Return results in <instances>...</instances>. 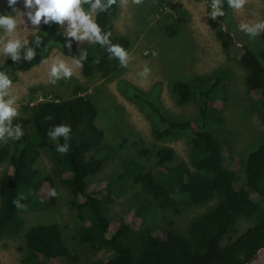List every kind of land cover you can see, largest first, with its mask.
I'll use <instances>...</instances> for the list:
<instances>
[{
  "label": "trees",
  "instance_id": "1",
  "mask_svg": "<svg viewBox=\"0 0 264 264\" xmlns=\"http://www.w3.org/2000/svg\"><path fill=\"white\" fill-rule=\"evenodd\" d=\"M119 8L118 0L107 14H99L98 23L111 31L113 43L128 51L131 45L129 38L113 30V18ZM230 10L224 4L225 14ZM6 12L0 7V13ZM184 19L180 17L165 26L168 36H173L181 28ZM210 22L223 50L234 54L245 69L244 84L251 94L253 110L264 124V32L260 33L259 47L254 49L245 43L237 45L232 31L217 19L211 18ZM39 30L45 32L44 40L32 61H26L21 54L18 61L6 57L0 62V67L5 70L16 66L29 70L41 64V59L47 58L53 48L69 57L78 56L82 48H87L89 57L82 66L85 76L97 72L109 74L118 62L98 45L87 42L72 41V51L64 48V40L57 35L54 23L44 25L42 22ZM49 40L54 43L45 52L44 47ZM31 43L32 37L29 39ZM229 81L230 73L220 69L190 81L176 79L172 82L171 92L178 103L193 100L199 103L198 118H170L152 101H146L164 126L155 129L158 139L179 137L191 131L190 165L180 162L169 166L174 150L162 146L154 152L156 164L153 168L146 169L134 158L120 157L116 171L101 185L92 187L89 178L99 172L115 153L113 147L105 144V133L96 124L98 107L95 102L84 87L79 86L66 98L56 93L48 97V93H43L44 99L30 100L25 108L31 112L32 131L17 141L0 143V164L8 161L9 165L8 172L0 178V241L23 235L24 244L19 249L24 253L20 264L72 262L59 225L38 222L25 228L24 215L27 212L47 208L56 199V196L49 195L54 189L52 179L36 167L40 150L49 148L55 169L70 191L72 207L81 222L77 233L79 242L98 254L97 264L249 262L264 247V142L249 149L246 155L239 156L245 177L242 185L237 186V170L224 164L225 141L216 134L223 118L212 106L216 100L227 99L224 91H227ZM35 89L42 90V87L32 90ZM61 123L71 126L66 154L55 152V146L64 142L62 138L51 140L46 135L52 126ZM140 151L149 152L146 148H140ZM133 183L141 187L140 193L133 198V212L127 215L126 220L121 219L117 226H112L109 214L111 204ZM43 191H47L48 195H41ZM20 194L26 197L20 201L26 205L23 210L16 209L12 204V200ZM214 198L216 203L195 217L188 224L185 234L170 225L158 229L150 215L152 206L179 213L186 206L204 204ZM137 219L143 222L138 227L134 225ZM242 220L252 223L239 232Z\"/></svg>",
  "mask_w": 264,
  "mask_h": 264
},
{
  "label": "rangeland",
  "instance_id": "2",
  "mask_svg": "<svg viewBox=\"0 0 264 264\" xmlns=\"http://www.w3.org/2000/svg\"><path fill=\"white\" fill-rule=\"evenodd\" d=\"M0 7L7 13L11 12L6 0H0ZM16 7L23 10V0H18ZM208 12V0H140V3L126 0L113 18V30L116 34L129 38L130 61L127 67H121L117 62L109 74L97 72L92 76H85L80 68L71 78L51 84L48 82V67L51 61L49 64L33 66L29 70L16 66L7 67L5 70L9 72L13 81L12 94L18 97V116L12 118V126L19 125L24 133H30L31 112L25 108L30 100L44 99L43 93H48V97L56 93L66 98L73 93L75 87H84L98 107L96 124L105 133L104 142L115 149L114 157L106 161L102 169L89 178L91 187L99 183L101 185L116 171L120 157L134 158L146 169L153 168L156 164L154 152L162 146L174 150V157L168 163L169 166L180 162L190 165L191 131H186L179 137L158 139L155 129L164 126L146 101H152L170 118H198L199 103L195 100L184 104L178 103L171 92L172 82L176 79L190 81L196 76L216 70H227L230 73L227 91H224L227 99L216 100L212 106L223 118V123L218 125L216 134L225 141L224 164L237 170L236 185H242L245 176L240 167L239 156L246 155L249 149L264 142V124L258 113L253 110L251 94L244 84L245 69L238 63L234 54H227L223 50L210 22L211 18L207 16ZM263 14L264 0H247L242 10L231 9L216 19L226 29L232 31L237 45L245 43L255 49L259 47L260 34L249 39L238 30L237 25L241 20L255 22L262 19ZM180 17L185 18L181 28L173 36H168L164 30L165 26ZM27 26L31 30L32 26L30 24ZM27 31L21 25L18 35L26 36ZM30 38L31 36L28 37ZM153 52L156 53L155 56L152 55ZM50 54L62 53L56 48V52ZM4 59L6 57L0 55V62ZM145 66L149 68V73L142 78L138 73ZM37 87H42V90H32ZM257 93L253 95L254 98L257 97ZM140 148H146L149 152L141 153ZM36 167L43 175L52 179L53 190L57 194L53 205L41 210H30L24 215L25 228L38 222L56 223L61 228L64 242L68 247L72 261L70 264H97L98 254L79 242L77 233L81 222L76 209L72 207L70 191L55 169L49 148L40 150ZM8 170V161L1 163L0 178ZM140 191V185L133 183L132 187L127 186L124 194L115 198L109 210L112 226H117L121 219L126 220L127 215L132 214L133 198ZM41 195L47 196L48 192L43 191ZM216 201L214 198L204 204L189 205L179 213L171 210L162 211L152 206L150 215L158 229L170 225L185 234L188 224L206 212ZM135 221L136 227L143 224L141 219ZM251 223L250 220L240 221L239 232ZM23 244V235L0 241V264H20L24 251L19 247Z\"/></svg>",
  "mask_w": 264,
  "mask_h": 264
},
{
  "label": "clouds",
  "instance_id": "3",
  "mask_svg": "<svg viewBox=\"0 0 264 264\" xmlns=\"http://www.w3.org/2000/svg\"><path fill=\"white\" fill-rule=\"evenodd\" d=\"M118 0H23V10L16 7L18 0H6L10 13H0V55L12 61H18L23 55L26 61H32L37 55V48L44 40L45 32L39 30V25L54 23L57 26V35L64 40L63 47L72 51V41L87 42L89 45H98L110 58H115L121 67H127L130 61L128 51L118 43L111 41V31L102 28L98 23V16L101 13L107 14ZM126 0H119L121 6ZM132 3H140V0H132ZM247 0H208V17L215 20L224 16V4L227 8L240 11L244 8ZM31 25V30L27 25ZM23 25L28 31L26 36L18 35L19 27ZM239 31L253 39L261 32H264V19L255 22H241L237 25ZM32 37L29 44L28 37ZM5 37H7L5 39ZM54 42L49 40L44 47L48 51ZM56 52V48L52 49ZM152 55H156L155 52ZM89 57V50L82 48L79 55L71 59L64 58L62 54L52 55L41 59V64H49V83L71 78L77 69L82 68L83 62ZM149 73L147 66L138 73L140 77H146ZM13 81L8 71L0 67V143L8 140L17 141L25 135L24 130L19 126H12V118L18 116V97L12 94ZM71 126L68 124H57L52 126L46 133L49 139L62 138L63 143L55 146V152L66 154L69 151L68 139ZM55 190L49 195L56 196ZM26 197L20 194L12 200L13 206L23 210L26 205L21 203Z\"/></svg>",
  "mask_w": 264,
  "mask_h": 264
},
{
  "label": "water",
  "instance_id": "4",
  "mask_svg": "<svg viewBox=\"0 0 264 264\" xmlns=\"http://www.w3.org/2000/svg\"><path fill=\"white\" fill-rule=\"evenodd\" d=\"M246 264H264V247L260 248Z\"/></svg>",
  "mask_w": 264,
  "mask_h": 264
}]
</instances>
